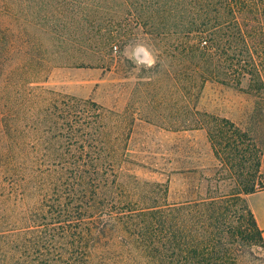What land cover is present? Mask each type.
<instances>
[{"label": "trees", "instance_id": "16d2710c", "mask_svg": "<svg viewBox=\"0 0 264 264\" xmlns=\"http://www.w3.org/2000/svg\"><path fill=\"white\" fill-rule=\"evenodd\" d=\"M46 7L43 35L77 64L119 63L132 39L149 46L156 62L143 68L150 76L138 83L140 105L149 117L179 120L146 122L205 131L215 162L198 180L192 171L191 195L143 181L125 168L134 162L121 154L128 126L117 112L41 88L32 113L1 120L0 264H264V231L249 203L264 190L263 149L228 118L197 107L212 83L259 97L264 108V0Z\"/></svg>", "mask_w": 264, "mask_h": 264}, {"label": "rangeland", "instance_id": "374dc122", "mask_svg": "<svg viewBox=\"0 0 264 264\" xmlns=\"http://www.w3.org/2000/svg\"><path fill=\"white\" fill-rule=\"evenodd\" d=\"M55 3L56 0H0V153L5 156L7 151L1 120L13 112L20 116L28 108H32V113L43 101V88L93 99L117 112L124 126H128L119 133V139L121 154L134 162L125 166L129 173L143 181L169 184L173 191L191 195L188 191L193 189L195 178L192 171H198L197 180L206 176L215 159L205 131L175 132L156 126L179 117L171 118L167 114L159 117L162 119L149 117L150 108L140 105L144 89L138 83L150 76L143 70L149 67L145 66L148 56L142 49L151 53L156 62L154 51L132 39L124 47L125 59L119 63L77 64L73 54L59 53L57 42L43 35L45 19L42 16L46 6ZM128 21L126 17L123 23L136 27L135 22ZM261 105L259 97L212 83L205 86L197 103L198 110L228 118L236 127L249 132L264 155ZM149 118L154 124L146 122ZM262 165L264 174V156ZM204 186L203 195L207 184Z\"/></svg>", "mask_w": 264, "mask_h": 264}, {"label": "crops", "instance_id": "0c3cea01", "mask_svg": "<svg viewBox=\"0 0 264 264\" xmlns=\"http://www.w3.org/2000/svg\"><path fill=\"white\" fill-rule=\"evenodd\" d=\"M249 203L259 227L264 231V190L249 196Z\"/></svg>", "mask_w": 264, "mask_h": 264}, {"label": "clouds", "instance_id": "9594fccd", "mask_svg": "<svg viewBox=\"0 0 264 264\" xmlns=\"http://www.w3.org/2000/svg\"><path fill=\"white\" fill-rule=\"evenodd\" d=\"M142 50L145 52V55L148 56V59H147L145 66H147V67L153 66L155 63V60H154V58H152L151 53L147 52L146 49H142ZM137 63H142V62H137Z\"/></svg>", "mask_w": 264, "mask_h": 264}]
</instances>
